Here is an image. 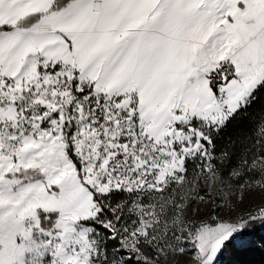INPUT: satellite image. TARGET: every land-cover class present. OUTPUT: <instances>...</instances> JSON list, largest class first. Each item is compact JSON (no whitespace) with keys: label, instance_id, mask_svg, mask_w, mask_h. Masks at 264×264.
<instances>
[{"label":"snow or ice","instance_id":"6c2138e0","mask_svg":"<svg viewBox=\"0 0 264 264\" xmlns=\"http://www.w3.org/2000/svg\"><path fill=\"white\" fill-rule=\"evenodd\" d=\"M261 99L264 0H0V264L264 252Z\"/></svg>","mask_w":264,"mask_h":264},{"label":"rangeland","instance_id":"374dc122","mask_svg":"<svg viewBox=\"0 0 264 264\" xmlns=\"http://www.w3.org/2000/svg\"><path fill=\"white\" fill-rule=\"evenodd\" d=\"M187 184V183H186ZM219 185V179L217 178L211 185H208L213 193H216V189ZM167 194V193H166ZM157 196L155 201V205L152 207H141L140 211H143L145 216H149V220L146 221L147 223L155 224L156 227L159 229L158 235H166V230L170 231L173 228H177L181 223L183 217L182 216H173L170 212V206L174 203V197L168 196ZM187 197V196H186ZM153 201V202H154ZM190 201L188 199L185 200L184 205L181 207L183 208L186 206ZM241 209L251 207V204L246 201L244 205L239 206ZM171 251V248H169Z\"/></svg>","mask_w":264,"mask_h":264},{"label":"trees","instance_id":"16d2710c","mask_svg":"<svg viewBox=\"0 0 264 264\" xmlns=\"http://www.w3.org/2000/svg\"><path fill=\"white\" fill-rule=\"evenodd\" d=\"M255 104L257 106L264 104V99L255 101ZM186 187H187V184L185 183L184 188ZM181 191L183 192L185 196L189 195V193L184 191L183 188L181 189ZM154 205H155V201L152 202L151 204H146L145 206L150 208ZM223 264H264V252L253 251L248 254H234L231 251H229L225 253V259L223 261Z\"/></svg>","mask_w":264,"mask_h":264}]
</instances>
